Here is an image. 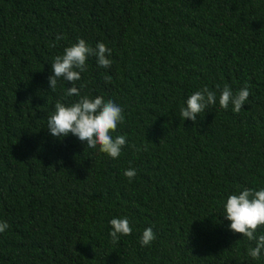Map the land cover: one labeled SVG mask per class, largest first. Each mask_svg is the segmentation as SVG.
I'll return each instance as SVG.
<instances>
[{"label": "trees", "instance_id": "1", "mask_svg": "<svg viewBox=\"0 0 264 264\" xmlns=\"http://www.w3.org/2000/svg\"><path fill=\"white\" fill-rule=\"evenodd\" d=\"M79 38L111 49L76 85L123 108L115 159L46 128L57 100L80 99L48 79ZM225 84L249 87L239 113L219 106ZM205 86L216 105L184 120ZM244 188H264V0H0V264H264L224 214ZM125 216L132 233L113 244L109 221Z\"/></svg>", "mask_w": 264, "mask_h": 264}, {"label": "clouds", "instance_id": "2", "mask_svg": "<svg viewBox=\"0 0 264 264\" xmlns=\"http://www.w3.org/2000/svg\"><path fill=\"white\" fill-rule=\"evenodd\" d=\"M57 36L56 39H61ZM54 47L55 45H50ZM111 55V49L103 42H98L95 48L86 43L83 38L78 42L66 47L62 54L56 55L52 62L53 74L48 77L50 89L56 90L57 81L62 78L71 82L72 86L66 90V96H80V99L71 104H65L57 100L55 111L48 116L47 129L54 137H67L69 134L75 135L81 142H86L89 148H96L106 153L111 158H118L122 148L128 143L124 135L115 138L111 135L117 129L118 123L125 120L123 108L113 100H105L102 96L90 98L88 95L81 96L80 88L76 82L81 79V73L87 71L86 60L89 56H95L97 64L102 68H109L112 61L107 57ZM111 77L106 76L105 80ZM219 87V86H218ZM250 95L247 85L240 88L235 93L227 84L224 85L219 95V106L228 109L232 105V110L239 113L244 107ZM217 103V95L207 86L192 93L186 100V106L181 105L180 116L185 119L197 120V114L205 111L210 106ZM131 147L135 151L141 150L135 144ZM136 169L128 168L123 175L129 182L136 176ZM224 214L227 220L231 221L229 227L235 233H242L249 241H254L255 246L249 247L248 256L259 259L264 250V234L256 235L258 227L264 225V188L249 189L230 194L224 204ZM110 237L113 244L117 243L120 236L131 235L132 227L128 217L112 218ZM9 227L7 221H0V233ZM156 239V235L151 227L145 228L141 237V246L150 245Z\"/></svg>", "mask_w": 264, "mask_h": 264}]
</instances>
